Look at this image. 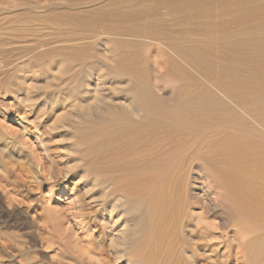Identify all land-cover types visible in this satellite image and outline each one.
Segmentation results:
<instances>
[{
	"label": "bare ground",
	"instance_id": "1",
	"mask_svg": "<svg viewBox=\"0 0 264 264\" xmlns=\"http://www.w3.org/2000/svg\"><path fill=\"white\" fill-rule=\"evenodd\" d=\"M152 2L174 22L168 25L162 16L142 20L143 11L151 9L147 5L117 8L107 2L69 17L74 30L80 24L106 26V51L95 48L102 40L97 35L83 39L48 20L56 25L53 31L37 37L45 48L18 54L19 61L34 57L50 79L32 98L40 102L39 110L47 104L67 108L58 115L57 127L66 129L57 144L64 152L52 156L55 166L46 171L45 182L52 191V183L64 177L73 191L76 179H71L78 174L87 188H97L91 199L116 217L112 223L118 221L110 236L116 254L124 257L122 264H188L186 256L198 253L209 262L230 228L238 235L234 246L244 244L249 264H256L264 259V0ZM152 26L170 51L162 47L165 55L178 57L166 58L180 72L160 73L158 66L159 73L154 69L149 75L151 60L132 61L121 50L123 43L113 41L129 43L133 33ZM99 77L105 79L102 89ZM168 83L177 85L164 98L159 91L167 92ZM14 121L22 124L20 118ZM36 139L46 151L47 140ZM3 141L12 161L14 149ZM63 157L71 161L68 169ZM8 170L0 166L2 174Z\"/></svg>",
	"mask_w": 264,
	"mask_h": 264
},
{
	"label": "rangeland",
	"instance_id": "2",
	"mask_svg": "<svg viewBox=\"0 0 264 264\" xmlns=\"http://www.w3.org/2000/svg\"><path fill=\"white\" fill-rule=\"evenodd\" d=\"M1 1L0 42L2 43H0V166L9 168L10 170H8L6 175L0 172V264H122L124 257H119V255L116 254V251L114 250L115 248L111 245V238L113 239L114 237L112 235L114 231L113 229L118 224V221H115L116 223H112V221H114L113 219H116V217L113 218L112 214V216H110L108 211H102L98 206L97 200H94L93 198L91 199V196H95L96 192H98L97 188H92V186L90 187L89 185H87V188L85 186L86 183L83 181L84 179L79 180V175L77 174V176L75 175L71 179V181L76 179V181L74 180L72 182L74 186L70 185L74 187L73 191L69 190L70 188L67 187V185L62 181L64 177H62L60 181H55L52 183L53 190L49 191L51 185H47L45 182V178L47 177L46 171L51 166H55L54 162L52 161V156H58V154L64 152L58 146L61 144L59 138L62 137L61 139H63L62 134L66 129L57 128L61 126V121L58 118V115L64 112L67 108H55L53 105L51 106V104H47L44 109L39 110L38 104H40V102L33 101L32 98H34V100L37 99L40 94V88L43 85L48 84L50 79L43 76L42 69L34 57L29 58L30 60L27 59V62H25V58L21 59L22 61H19L17 58L19 55L21 56L22 51L28 48H31L28 50L35 52L45 48L43 47L44 45H41V42L37 41V37L40 34L53 31L54 27L56 26L51 24L53 21H58L60 24L62 23L61 25L66 29H73L72 31L79 33L83 39L89 40L92 39L91 37H96L97 35L98 39L101 40L102 38V40L99 41L100 44L94 45L95 48L101 52L106 51V45H104L103 42L107 39L105 36V31L107 30L106 26H102L101 24L94 26L80 24V26H76L74 30V26L69 23V17L72 16V13L75 15H83L88 10L107 2L108 4H112L111 6H118L117 8L128 5L133 6L134 9H140V6L142 5L149 6L151 9L143 11L144 16L142 20L156 19L158 21V19L162 16L164 20L165 18L167 19L166 21L169 23L168 25H170V23L174 22V17H164L166 9L161 7L163 9L162 10L160 6L157 5V3L152 2L154 0H148V2L147 0H76V2L75 0ZM137 1L140 3L138 4ZM144 1L146 4H144ZM123 2L126 3L124 4ZM141 2L143 3L141 4ZM134 5L139 6L135 7ZM152 5L154 8H152ZM156 8L158 9L157 11ZM159 12H162L163 14ZM60 13H62V15ZM59 14L61 16H59ZM157 14L158 16H156ZM48 20L51 22L49 23ZM157 21H153L152 24H155ZM166 21H163V23ZM156 27H150L151 30H149V28L143 32L144 34L142 32L133 33L130 36L131 39L129 43L123 42L122 39L120 40L118 38L113 39V41L115 40L114 42L118 46L120 43H123L120 44V46L121 50L124 52V55L127 53L125 55L126 58H130V60L133 58L132 61L137 59L139 62L143 60H151V65L149 66H151L152 70L149 69V75L155 74V72H180V70L176 68V66H174L170 60H168L170 59L171 54L170 56L167 54L169 58L165 55V51L166 53H170V51L165 45L158 41L155 35V29H157ZM114 28L116 27H112V30L116 31ZM152 28L154 30H152ZM139 38H142L143 40H140ZM66 40L67 41H65V43L67 42L68 44L69 39ZM211 51H214V49ZM7 53L9 54L5 55ZM4 55L5 57L8 56V58H5ZM171 57V59L174 58L175 61L178 60V57L174 54ZM166 59L168 61H166ZM164 60L165 62H163ZM160 61H162V64ZM169 61L170 64H168ZM163 63L166 64L165 67L168 65L169 68H165ZM153 65L156 68L160 66L159 68H161V70L159 69L160 71L158 72V68L156 69ZM152 71L154 73H152ZM98 79L100 81L99 83H104L105 81L103 77H99ZM101 84L100 89L103 88V84ZM120 84L122 85L124 83L122 82ZM173 85H177V83H168L166 85L167 92L160 90V95L166 98L169 89H171ZM41 112H45V114H42ZM46 114L48 115L47 117H45ZM19 118L21 119L22 124H17V122L14 121ZM257 124H259V122H256V125ZM22 127H26L28 129L27 134ZM22 130L26 135L22 133ZM37 135H39L41 139H44L43 141L46 142L47 140L45 145L46 151L41 150L40 144L36 139ZM3 139L5 141H3ZM2 141L8 147L14 149L15 155L12 158L14 164L11 163V159H9V156H7L8 152H6L5 149L1 147ZM28 142L30 143L28 144ZM56 145L57 147H55ZM18 152H20V154ZM48 155L50 157H48ZM68 159V157H63L61 162V164L64 162L62 166H64L66 169H68V165H70L69 163L71 162L70 159ZM16 166H18V168ZM62 166L61 169L66 171L64 167L62 168ZM16 168L17 170H15ZM41 168H43V170ZM76 170L78 169L76 168ZM7 192L10 193V195ZM11 193H14L15 195ZM4 196L8 198L6 199ZM39 197L43 199L42 203L45 206L36 200ZM87 199H89V201H87ZM108 216L110 218H108ZM129 222L131 223V221ZM234 232L235 231L231 228L228 230L227 236L224 238L227 242L223 240V243L224 241L225 243L219 245V248L216 247L214 252L211 254L209 262L206 261L205 256L201 253H198L197 257L188 254L186 256V262L188 264H249V259H247L248 254L244 244L238 247V249V245L234 246V244H237L235 242H237L238 238L237 233V237L235 238L236 235ZM106 234H109V236ZM233 236L236 241H233ZM87 238L90 241L87 240ZM95 244L97 247L94 248ZM100 245L103 246V249L100 247ZM222 245H224L223 248L221 247ZM85 248H87L89 253ZM237 251L239 252L237 253ZM233 252L236 254H233ZM93 255H97L96 258L99 260H96ZM234 259L236 262H234ZM256 264H264V259H260Z\"/></svg>",
	"mask_w": 264,
	"mask_h": 264
}]
</instances>
